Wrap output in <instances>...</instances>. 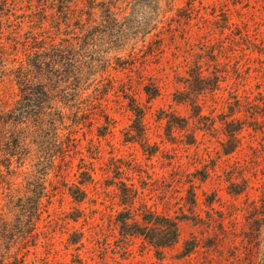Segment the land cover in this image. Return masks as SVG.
<instances>
[{
	"label": "rangeland",
	"instance_id": "rangeland-1",
	"mask_svg": "<svg viewBox=\"0 0 264 264\" xmlns=\"http://www.w3.org/2000/svg\"><path fill=\"white\" fill-rule=\"evenodd\" d=\"M163 8L135 58L123 53L125 68L113 62L102 77L95 108L101 116L92 125L84 118L73 134L66 177L59 167L49 176L30 255L36 264H264V0H173ZM196 65L223 75L217 90L200 96L202 119L176 95ZM0 87L13 106L16 85L6 79ZM129 96L144 110L148 146L130 138ZM234 118L243 128L226 154L235 146L225 134ZM81 158L94 172L78 202L68 186L81 181ZM6 179L0 175V208ZM121 182L132 183L153 211L179 219L174 245L158 249L122 235Z\"/></svg>",
	"mask_w": 264,
	"mask_h": 264
},
{
	"label": "trees",
	"instance_id": "trees-1",
	"mask_svg": "<svg viewBox=\"0 0 264 264\" xmlns=\"http://www.w3.org/2000/svg\"><path fill=\"white\" fill-rule=\"evenodd\" d=\"M172 1L0 0V85L9 79L18 90L14 105L8 107L0 89V175L7 177L9 185L0 208V264H36L30 255L36 254L32 248L40 235L51 172L59 167L60 175L66 177L63 166L68 163L73 134L84 118L92 125L100 115L95 108L104 94L100 91L102 77L113 62L122 66L123 53L129 51L135 58L139 43L158 29L163 6ZM122 5L127 11L122 12ZM222 80L220 70L206 74L196 65L188 73L186 89L176 95H182L181 102L188 103L193 116L202 119L200 96L217 90ZM144 89L158 95L148 85ZM129 99L135 115L130 138L148 146L144 110L134 97ZM70 115L71 124L67 121ZM234 123L239 124L231 128ZM242 128L236 118L226 123L225 134L235 142L226 154L238 146ZM194 140L195 136L190 143ZM59 159L62 164L58 165ZM81 160L84 177L68 186L78 202L86 199L84 184L93 180L94 172L93 164L85 166ZM118 187L125 205L118 221L125 238L141 236L158 249L179 240L178 218L149 208L132 183L121 182ZM80 241L81 237L73 243Z\"/></svg>",
	"mask_w": 264,
	"mask_h": 264
}]
</instances>
